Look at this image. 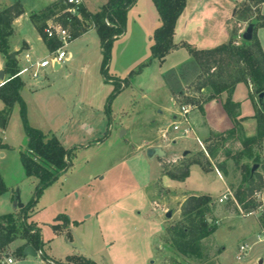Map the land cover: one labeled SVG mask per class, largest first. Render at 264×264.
I'll use <instances>...</instances> for the list:
<instances>
[{
  "label": "rangeland",
  "instance_id": "1",
  "mask_svg": "<svg viewBox=\"0 0 264 264\" xmlns=\"http://www.w3.org/2000/svg\"><path fill=\"white\" fill-rule=\"evenodd\" d=\"M14 1L0 0V6L12 4ZM19 1L23 4L25 13L17 25L12 44L17 46L22 44L23 40L29 41L31 49L25 51L31 55L33 62L44 58L51 62L50 67L41 73L39 82L30 81L31 76L28 73L24 75L27 82L23 87L22 98L26 103L27 124L41 130L47 137L50 133H55L66 149L77 148L73 159L72 172L75 174L72 183H77L78 189L75 194L68 196L66 201L78 198L83 208L88 203L92 204L91 209L94 208L95 213L90 220L85 221L86 224L82 228L73 230L69 240L64 236L54 235L53 224L57 215L55 210L66 202L56 203L54 206L50 204L56 199L54 197L57 193L54 191H57L60 185L64 189L62 181L64 182L65 178L60 179L62 175L42 191L36 212L32 216V220L41 230L44 250L51 257L64 259L73 247L81 246L82 249L97 251L96 257L100 255V262L104 264L105 250L102 246L112 243L119 250L114 256L116 264H264V231L262 228V232L259 231L255 224L257 220V223L259 221L263 226L264 212L257 211L253 216L246 211L235 213L229 200L221 204L217 197H213L215 209L208 216L209 222L216 225L217 231L203 241L202 257H183L169 246V228L181 221V196L185 192L184 188L207 191L217 196L220 186L216 174L218 172H203L199 165L192 164L190 177L185 185L172 186L171 181L165 177L163 181L160 179L149 187H141L147 182L149 172L152 177H156L159 172L157 163L160 159L156 156V160L149 161L144 152L149 150L147 147L153 140L162 142L151 120L158 112L166 113L164 108L172 105L164 85V76L172 73V70L168 69L169 65L160 66L155 61L156 63L145 66L129 79L125 89L110 100L114 84L103 77V54L97 34L87 33L72 41L66 49L71 54L70 61L67 60L57 70L53 55L38 39V33L29 20L32 12L41 10L57 0ZM241 3L242 0H220L219 8L226 15L225 27L229 31L230 39L236 29L234 12L247 4L245 1L240 8ZM142 5L143 2L141 7L145 10ZM240 12L237 19L241 20L238 23L242 22L244 32L248 24L258 17L255 18L253 10ZM249 16L253 19H246ZM121 38L114 41L117 43H113L114 47L123 45L124 40ZM234 43H245L242 35ZM149 44H129L120 55L121 58L116 60L119 65L117 67L126 72L125 78L149 61ZM114 65L111 67L110 63L111 75L114 74ZM228 71H234L233 64L228 67ZM200 73V68L195 64L193 68L183 67L178 76L169 78L170 82H174L177 77L185 79L192 76L184 84L178 80L180 84L174 87L177 89L175 99L181 111L182 108H197L194 104L204 105L208 101L210 94L204 91L196 92L202 81ZM179 91L181 94H178ZM252 91L255 102L260 101L259 96ZM248 93V87L240 84L236 89L235 98L242 103L243 116L249 118L254 115V102L248 99ZM1 109L0 100V112ZM182 118L181 116L178 122L182 121ZM176 125L181 127L180 123H174L164 136V152L168 156L162 157V169L166 176L168 173L179 174V167L194 161L196 157L207 156L208 144L204 141L203 144L198 143L194 136L180 140L174 129ZM246 127L250 131L249 124ZM106 131L108 134H105ZM0 139L10 147L0 149V175L7 188L0 195L1 216L20 212L24 208L21 205L34 199L39 184L37 178L26 175L20 158L21 152L27 150L28 138L19 104L15 105L5 126L0 117ZM97 141L102 143L95 145ZM184 145L189 146L187 152L183 153L181 147ZM86 146L88 147L82 148ZM227 147L233 153L241 149V145L236 141L230 142ZM263 156L264 150L262 158ZM223 161L224 157L220 154L213 160L215 166H212L215 171H220L234 198L243 175L240 166L235 165L233 160L227 162L225 174L219 167ZM260 169L264 171V167ZM89 175L92 179L88 180ZM262 191L264 192V189ZM256 200L262 203L260 199ZM117 201L119 203L108 207ZM155 210L159 214L154 212ZM169 212H172L170 218L167 217ZM57 222L65 224V221ZM57 225L60 228L61 225ZM242 245H248L249 249L247 254L238 260ZM12 259L16 264H49V260L43 255L20 261Z\"/></svg>",
  "mask_w": 264,
  "mask_h": 264
},
{
  "label": "trees",
  "instance_id": "2",
  "mask_svg": "<svg viewBox=\"0 0 264 264\" xmlns=\"http://www.w3.org/2000/svg\"><path fill=\"white\" fill-rule=\"evenodd\" d=\"M152 1L158 11L161 25L153 34L151 57L149 61L142 64L136 71H132L129 77L124 79L111 75L109 67L112 61L113 43L126 33L128 12L137 0L128 2L109 0L97 12L89 11L84 4L75 7V11H72L74 7H69L62 0H58L39 12L33 13L31 21L51 54L62 46V42L56 36L51 38L47 36L46 29L49 26H53L54 29L68 30L72 37L71 42L90 29L96 30L103 54L102 74L107 81H112L114 84L110 100L125 89L129 84V79L145 66L155 61L162 65L172 52L185 48L192 57L194 66L196 64L201 70L202 81L196 88V92L200 93L203 89L209 91L208 101L225 97L223 107L234 126L229 131L212 135L205 141L208 144L207 156L196 157L194 161L182 165L178 169L179 174L168 173L167 175L173 180L185 181L190 175L192 164H198L203 171L208 172L213 168V160L221 154L224 161L220 163L219 167L225 174H227V162L233 160L235 165L240 166L243 175L234 198L228 199L233 211L236 213L255 210L261 203H258L254 195L263 189V175L259 169L264 167L262 160L264 150V98L262 101L255 102V95L252 90L257 96L264 94V52L256 35V30L264 27V16H259L257 20L252 21L255 30L251 42L236 44L231 41L213 49L200 50L188 43H176L174 41L176 24L186 8L187 0ZM246 2L245 6L238 9L236 18L240 16L241 10L250 12L252 7H258L264 3V0H246ZM24 13L25 9L20 1L0 9V59L4 64L3 71L7 75V80L0 86V100L4 103V108L0 112L1 122L5 126L15 105H20L28 138L27 150L21 152L20 158L26 175L39 180L34 199L26 204L19 214L9 213L0 216V254L7 256L9 254L8 248L13 242L18 239L25 240L26 245L14 252L17 257L24 256V250L27 246H32L37 251L43 249L44 242L40 229L28 220L33 214L42 191L55 183L71 168L77 149L76 147L66 149L55 135L47 137L41 130L27 124L26 103L21 96L24 82L19 75L21 71L18 59L19 52H13L10 47V38L14 34V21ZM231 64L234 65L233 72L228 71ZM172 76H178V74L173 71L166 74L164 78L171 87L173 95L176 96L177 89L169 81ZM241 83L250 87L249 98L254 102L256 131L252 136L247 135L245 131L243 125L245 118H241L240 103L232 99L236 87ZM178 94H181V91ZM194 105L204 113L203 105ZM213 141L216 142L213 143ZM232 141L241 145V149L235 153L227 147ZM9 148L0 139V149ZM255 165H258L259 168L252 174ZM6 189L0 175V195ZM215 204L213 197L205 194L191 195L182 204L181 221L169 228L168 237L169 246L179 255L187 258L202 257L203 241L217 231L216 225L210 223L208 218L214 211ZM56 221L70 222L65 214H60ZM262 224L264 227V221ZM53 229L58 232V225H53ZM43 257L48 259L51 264H98L96 260L83 254L69 256L64 262L52 261L46 253H43Z\"/></svg>",
  "mask_w": 264,
  "mask_h": 264
},
{
  "label": "crops",
  "instance_id": "3",
  "mask_svg": "<svg viewBox=\"0 0 264 264\" xmlns=\"http://www.w3.org/2000/svg\"><path fill=\"white\" fill-rule=\"evenodd\" d=\"M17 1H19V0H15L12 4H7V5L3 4L2 6H0V9H3L5 7H9V6L13 5L14 3H16ZM108 1L109 0H83V4L89 11L97 12L104 5H106L108 3ZM128 1H130V0H125V2H128ZM245 1L246 0H242V3L243 2L245 3ZM141 2H143L142 6H145V10L143 9L144 7H141ZM242 3L240 4V7L243 6ZM219 5H220V0H187L186 8H185L184 12L182 13V15L180 16V18L178 19L177 24H176L174 41L176 43H182V42L188 43V44H190V45H192V46H194L200 50L213 49V48H208V47L216 48L222 44H227L231 41H236V39L239 38L243 33L242 24H241L242 22L238 23V21H241V20L236 18V13H237L239 8H237L234 12V21L236 22V29L233 31L232 38L230 39L229 31L225 27L226 15L224 14L223 10L222 11L220 10ZM147 8H149V9H147ZM252 10H253V13L255 15V18H257L259 16H264V3L259 5L258 7H252ZM39 11L40 10L34 11L29 16V20H30L33 28L36 31H37V29L35 28L33 22L31 21V15L33 13L39 12ZM147 14H149V16ZM22 16H20L19 18H17L14 21V24H13L14 34L10 38L11 50L13 52H19L18 59H19V63L21 61L20 67L26 66V61H25L26 51L25 50L31 49V44H30L31 42L26 41V40H23V43L20 45H17V46H14L12 44V38L14 37V35L16 33L17 25L19 24ZM248 19L250 20L253 18H252V16H249ZM249 20H244V21H249ZM160 25H161V20H160L158 11H157L153 1L152 0H137V2L130 8V10L128 12L127 31L123 36H121L122 37L121 39L124 40L123 45H121V47H119V46L116 47L117 45H115V47L113 46V58H112V62H111V67L113 64H115L114 65L115 68L113 70V73H114L113 76H117V77L122 78V79L125 78L124 75L126 74V72H122L121 69H119L117 67L119 65H117L118 61L116 62V60L121 58L120 55L124 53V51L129 46V44L130 45L134 44V46L135 45L140 46V45H144L145 43L148 42V43H150L149 45L152 46L151 42H153L152 41L153 34H154L155 30ZM91 32H95L97 34L96 30H94V29H90L85 34L91 33ZM37 33H38V39L43 42L38 31H37ZM256 35L260 41V44H261L263 52H264V27L258 28L256 30ZM128 36H130V37H128ZM114 44H117V43H114ZM44 45H45V43H44ZM45 47L47 48L46 45H45ZM47 50H48V48H47ZM48 52H49V50H48ZM70 59H71V54H70V58L68 60L70 61ZM167 64L169 65L168 69H171L172 72L175 71L176 74H179V72L181 71V69H183V67H186V66H189L192 68L194 67L192 57L190 56V54L188 53V51L185 48H180V49L172 52L170 55L167 56L164 64H162V65L159 64V65L165 66ZM56 69L58 70L60 68L56 67ZM24 75L25 74L21 75V79L24 82V84H26L27 81L24 79ZM191 77H186L185 79H183V77L180 76V77H177L178 79L175 78L174 82L172 81L171 83H173V85L176 87L180 84L178 82V80L184 84V82L190 80ZM31 78H30V81H32V82L38 81L39 82V80H33ZM6 80H7L6 74L4 75V78L0 77V86H2ZM241 84H244V83H241ZM164 85L166 86V88L168 90L172 105H171V107L164 108V109H166V113L158 112L157 115L151 120L154 123V129H157L158 134L161 136L162 142H157L159 140H153L148 145L147 149L160 148L163 151H165L164 150V146H165V144H164L165 137L164 136H166V132L169 130L168 128L170 126H172L174 123H180V125H181L180 129L176 132V134L179 135L178 138H180V140H182L183 138H188V137L194 136L195 139L197 140V142L200 144H203V141L205 142L212 135L214 136V135L222 134V133H225V132H227L233 128V126H234L233 121L228 117V115L225 112L224 107H223L225 97L217 98V99H214L211 101H207L203 105L204 113H202L198 108H195V107L188 109L189 112L185 116L186 121L184 120V118H182V121L178 122L182 116L181 108L177 105V101H176L175 96L173 95V93L171 91V87L169 86L168 82H166L165 80H164ZM244 85H246V84H244ZM246 86L249 89L248 99L253 103V101L249 98L251 89L248 85H246ZM237 87H236V89H237ZM236 89L233 93L232 99H233V101L240 103V105H241V118H245V121L243 122L245 131H246L247 135L252 136L255 134V131H256V121L254 119L255 107H254V115L252 117L248 118V117L243 116V114H242V103L240 102V100H237L235 98ZM202 91L207 92V94H210L209 91H207L206 89H203ZM22 92H23V88L21 90V96H22ZM253 106H254V103H253ZM160 107H162V106H160ZM3 108H4V103L2 102L1 111L3 110ZM247 124H249V126H250V131H248V129H246ZM106 133H108V131H106ZM52 135H55V133H50V135L48 137H50ZM99 142L100 141H97V143L95 145H100L102 143V142H100V143ZM176 143H178V142H176ZM187 146H189V145H184L181 147V150L183 153L187 152L186 151L188 148ZM87 147L88 146L82 147V148H87ZM144 153L147 156V151H145ZM1 156H3V155H1ZM165 156H168V155L165 153ZM155 158L156 157H154L153 159L148 158V160L149 161L156 160ZM158 158L160 160L157 163L158 164V171H159L157 176L152 177L150 172H149V178H148V180H146L147 182H145V184H143L141 186L142 188L149 187V185H151L153 183L155 184L157 181H159L160 179L162 180L165 177H167L171 181L172 186H178V185L181 186V185H185L187 183L190 175L183 182L172 180L168 176L164 175L163 169H162V162H163L162 157H158ZM262 160L264 161V156H263ZM213 166H215V165L213 164ZM72 168H73V165L60 178L62 180H64V178H65V181L64 182L62 181L64 189L60 185V187L57 189V191H54L57 193L54 197L56 199L53 200L50 204L51 206H54L56 203L58 204L60 202H66L63 206H61V208L55 210V213H57V215L55 217L53 225L59 224L61 226H60L58 232H56L53 229V233L56 236H64L68 240L72 236V232L75 228H78V229L82 228L86 224L85 221L90 220L93 217V215H95V213L93 211L94 208L91 209L92 204H90V203H88L83 208L81 206V203H80L78 198L72 199L69 202L66 201L67 197L70 196L72 193L75 194L76 189H78L77 183H72L73 182L72 181L73 180V174H75L72 172ZM259 171L262 173V175L264 177V171H262L261 169ZM203 172H205V171H203ZM208 172H215V173L218 172V173H216L218 178H219V183H220V186L217 189L218 195L214 196V194L209 193L207 191L195 190V189L194 190H188V189L183 187L185 192H183L182 196H181L182 204L191 195H203V194H205V195H210L211 197L220 198L229 190V188L227 187V185L224 181V178L221 176L219 170L215 171L214 168H211ZM218 174H220V175H218ZM89 179H92L91 175L88 176V180ZM262 200L264 202V192H263ZM117 203H119V201L111 204L108 207H113ZM149 203H150V207L152 208V211H153L151 199H150ZM36 209L37 208L35 207L33 214H31V218L28 221L33 222L38 227V224L34 220H32V216L36 212ZM156 211L157 210H155L154 212H156ZM20 212H16L13 214H19ZM157 213H158V211H157ZM60 214H65L69 218L70 222L65 223L63 225L61 223H58L56 221V218ZM75 223H78V226H76L77 224H75ZM255 224L258 226L259 231H261V228L264 231V227L261 226L259 221L257 223V220H256ZM160 230H162V229H160ZM40 233H41V230H40ZM15 242H13L9 246V248H8L9 254L7 256L12 257L14 259L16 258V259H18V261L27 259L29 257H33V256H25V255L23 257H17L16 254H14V252L17 249L24 247L26 245V241L22 240V239H18ZM111 247H113V248H111ZM44 249H45V243H44V247L42 250L37 251L35 249L38 253V255L36 257H39V255H43V253H46L48 255V257H50L49 259H51L52 261L64 262L67 259V257H69V256L77 255V254H83L84 256H86L88 258H92V259L96 260L98 262V264H102V262H100L101 261L100 255H98L96 257L97 251L95 252V250H92V249L89 250V248L82 249L81 246H75L66 255V258H64V259H57L55 256L51 257ZM102 249L105 250L104 251L105 252L104 260H106V261L104 264H116L114 256L117 253V251H119L118 247L114 246L112 243H110V245L105 244L104 246H102ZM113 253H114V255H113ZM2 258H3V256H1V254H0V264H1ZM16 263L17 262L14 260V262L12 264H16ZM48 263L51 264L50 261H48Z\"/></svg>",
  "mask_w": 264,
  "mask_h": 264
},
{
  "label": "built area",
  "instance_id": "4",
  "mask_svg": "<svg viewBox=\"0 0 264 264\" xmlns=\"http://www.w3.org/2000/svg\"><path fill=\"white\" fill-rule=\"evenodd\" d=\"M62 1L65 5L69 7L71 6L74 7L72 11H75V7L83 5V0H62ZM46 34L49 38L56 36L62 42V46L56 52L52 53L55 66L61 68L62 65L70 58V53L66 49L68 45L71 43V39H72L71 34L66 29H54L53 26H49L46 29ZM25 61H26V66L21 67V71L19 75L21 76L22 74L28 73L34 80H40L41 73L51 65V62L48 59L33 62L30 54L25 55ZM3 68H4V64L3 61L0 59V71H3ZM188 112H189L188 109L182 108V117L184 118L185 121H186L185 116L187 115ZM174 129L178 131L180 127L176 125ZM263 187H264V177H263ZM255 197L260 199V202L262 203L257 209L249 212V215L251 216L255 215L257 211L264 212V203L262 200L263 191L262 190L257 191L255 193ZM229 198H233L232 192L230 190H228L222 197H220L218 201L219 203L222 204ZM248 249H249L248 245H242L240 247L239 255L237 256L238 260H241L242 257L247 254ZM13 262L14 260L12 259V257L9 256H3L1 260V264H12Z\"/></svg>",
  "mask_w": 264,
  "mask_h": 264
},
{
  "label": "water",
  "instance_id": "5",
  "mask_svg": "<svg viewBox=\"0 0 264 264\" xmlns=\"http://www.w3.org/2000/svg\"><path fill=\"white\" fill-rule=\"evenodd\" d=\"M245 3L243 2L242 5H244ZM254 30H255V25L253 23L249 24L248 27L246 28V30L243 32L242 34V39L245 42H251L254 38ZM4 71H0V77L4 78ZM264 98V94H260L259 95V99L260 101H262ZM186 154V153H185ZM147 156L149 159H153L154 157L158 156V157H165V152L160 149V148H150L147 151ZM259 168L258 165H255L252 169V174ZM24 205H21V207H23ZM172 216V212L167 213V217L170 218ZM24 255L25 256H33L36 257L38 255L37 251L32 247V246H27L24 250Z\"/></svg>",
  "mask_w": 264,
  "mask_h": 264
}]
</instances>
